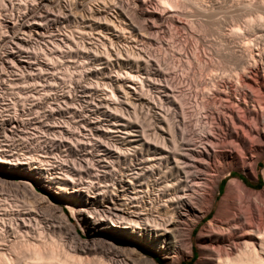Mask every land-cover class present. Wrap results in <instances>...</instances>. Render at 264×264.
I'll return each mask as SVG.
<instances>
[{"label": "bare ground", "instance_id": "obj_1", "mask_svg": "<svg viewBox=\"0 0 264 264\" xmlns=\"http://www.w3.org/2000/svg\"><path fill=\"white\" fill-rule=\"evenodd\" d=\"M4 2L0 171L27 179L0 173V183L22 190L0 194V264H157L115 235L177 264L172 253L180 246L191 257L193 229L225 178L197 234L196 264H258L264 187L228 176L264 179L259 0ZM183 30L192 52L177 35ZM194 69L204 89L182 93ZM236 98L255 113L238 110Z\"/></svg>", "mask_w": 264, "mask_h": 264}, {"label": "rangeland", "instance_id": "obj_2", "mask_svg": "<svg viewBox=\"0 0 264 264\" xmlns=\"http://www.w3.org/2000/svg\"><path fill=\"white\" fill-rule=\"evenodd\" d=\"M184 31V30H183ZM181 31V32H179V33H177V35H179V37L181 36V40L183 39V44L185 43L186 44V48H187V51L189 52H192V50H193V46H194V40L192 39V37H189V36H191V35H189V33L187 32V31ZM182 33H184L185 35H186V37H185V35H182ZM9 46H10V44H8ZM1 51V53H2V50H0ZM185 65H187V62L185 63ZM201 65V66H200ZM200 65H195L194 67H195V69H201V67H202V65H203V63L202 64H200ZM200 67V68H199ZM194 69V71H196V74H193L192 72H190L189 74H187L186 75V78H185V80L186 81H183L185 84H186V86H185V84L184 83H182L183 85V87H181V84L179 85V84H176L177 86H179V87H181L182 89H185V90H183L182 91V93H184L185 91H186V89H187V91H190V92H192V93H194V92H196L199 88H200V90L201 89H204V87H202L201 85L199 86V85H197V81L201 78H199V71L198 70H195ZM197 71H198V73H197ZM189 75V76H188ZM194 76V79L192 78L193 76ZM191 76V77H190ZM197 76H198V78H197ZM190 79V81H188ZM193 79V80H192ZM192 80V81H191ZM194 80H195V82H194ZM188 81V82H187ZM187 82V83H186ZM191 82H193V83H195V85L196 86H194V84L193 83H191ZM189 83H190V85H189ZM193 84V85H192ZM188 85V86H187ZM13 86V88L14 87H16V85H12ZM236 85H235V83H234V85L232 86V89L233 90H235V87ZM11 87V86H10ZM197 87V88H196ZM190 88V89H189ZM181 89V90H182ZM225 88H223L222 90H224ZM199 91V90H198ZM227 92L228 93V91H227V89H225L224 90V92ZM225 92V93H226ZM229 93H231V91L229 92ZM228 93V94H229ZM236 101H237V103H238V105H239V99H237L236 98V100H235V103H236ZM227 103H229V105L231 104L232 106H233V108L234 107H236V105L237 104H235L234 103V101H230V100H228L227 101ZM218 105V104H217ZM238 105H237V108H238V110H239V108H240V110H242V109H244V110H246V111H252L253 112V110H254V108L253 107H251V105H249V106H247L246 108H244V106L243 105H239V107H238ZM70 107H73V106H70ZM11 107H8V108H6V109H9V110H12V108L10 109ZM74 108V107H73ZM237 108L235 109L236 111H237ZM253 108V109H252ZM247 109H251V110H247ZM256 110V109H255ZM254 110V111H255ZM253 113H255V112H253ZM256 113L257 114H259V115H261V113L262 114H264V111H262L261 112V110H259V109H257L256 110ZM25 156H22L21 155V158H24ZM263 167H264V159L263 160H261L260 161V163H259V165H258V167H257V170H258V172L259 173H261V171H262V169H263ZM0 173H1V175H3V178L6 180V181H16V180H26L27 178L24 176V175H21L20 173H18V172H16V173H14V172H10V171H0ZM13 173V174H12ZM260 175V177L262 178V183L260 184V185H258L257 184V181H253L250 177H248V176H246L245 174H243V173H241V172H239V171H236V170H234V171H232L231 172V175L230 176H228V178H238V179H240L241 181H243L244 183H245V185L248 187V188H251V189H254V190H258V189H262L263 187H264V179H263V176H262V174H259ZM257 180H258V177H257ZM222 181H224V184H223V188H222V190H221V192L219 193V189H218V191H217V195H216V198H215V202H214V206H213V208L211 209V211H210V213H208L196 226H195V228L193 229V232H192V255H191V257H185L184 255H183V257L181 258V257H179L178 255H177V252H175V253H172V255L171 256H174V258H178L179 259V261H178V263L177 264H196V262L198 261V259H199V257H200V250H199V248H198V246H197V244H196V237H197V234L201 231V230H203V229H206V225H207V223H208V221H209V219H211L212 217H213V215H214V213H215V211H216V209H217V207H218V203H219V200H220V198H221V196H222V194L224 193V190H225V187H226V182H227V179L225 178V179H223ZM220 184H221V182L219 183V186H220ZM36 189H40V188H36ZM42 190V189H41ZM16 191H19V193L20 192H22V190L20 189V188H16L15 186H13V185H9V184H3V183H0V194H4V195H15V193H16ZM46 194H43V193H40V192H38V193H40V194H42V195H44V196H47L48 198H50V196L52 197V198H50L52 201H54L55 203H57V201H56V199L53 197V195L49 192V191H46V190H43ZM105 203H101V202H99V205H104ZM36 206H39V204H35ZM39 208V207H38ZM65 212H67V214H69V211H68V209L67 208H65ZM50 214V213H49ZM50 215H52V214H50ZM48 217H49V215H48ZM50 218V217H49ZM53 219H55V217H52ZM55 221H56V219H55ZM71 221H73L72 220V218H71ZM77 229H78V231L79 232H81V230H80V228L77 226ZM97 232H100V231H97ZM97 232H95V233H97ZM94 232H89V234H85V235H82V237H84V238H89V237H92V234H93ZM101 235L103 236V237H111V236H113L112 235V233H110V232H108V231H105V232H102L101 233ZM114 237V240H115V242H116V244H118L119 243V245L121 246V247H134L136 250H138L140 253H145V252H147L149 255H148V257H150V258H152L153 260H155L154 259V257H158L161 261H162V263L163 264H166V262H167V264H171L172 263V260H170V259H168V260H165V259H163V258H161L160 256H158V255H155V254H153V253H151L150 251H148V250H143V246H141V245H138V244H136V243H134L133 241H130V240H128L127 238H124V237H122V236H118V235H115V236H113ZM135 244V245H134ZM138 247H139V249H138ZM145 251V252H144ZM146 254V253H145ZM147 255V254H146ZM124 256H127V255H124ZM124 256H122V257H124ZM152 256V257H151ZM156 261V260H155ZM156 263L157 264H159L157 261H156Z\"/></svg>", "mask_w": 264, "mask_h": 264}, {"label": "snow or ice", "instance_id": "obj_3", "mask_svg": "<svg viewBox=\"0 0 264 264\" xmlns=\"http://www.w3.org/2000/svg\"><path fill=\"white\" fill-rule=\"evenodd\" d=\"M33 2L39 3V7L41 9H43V2H41V0H33ZM177 2L179 3V0H177ZM254 3H256V0H252V3H249L247 5H243V6L251 7ZM0 4H2V6L5 10L8 8V4L5 3L4 0H0ZM214 5H215V7H225L224 5L220 4V0H214ZM259 6L264 7V0H259ZM165 7H169V5L165 4ZM261 20H264V16L261 17ZM234 31L239 32V29H234ZM51 74L54 76L55 72H52ZM5 204H7V201H5ZM29 231H31V229H29ZM35 238H36V234H35V232H33L32 237H30V239L35 240ZM11 239H12V234L9 233V236L5 238V248H7L9 246ZM58 239H59V237H58ZM262 239H264V237H262ZM176 252H177V255L179 257H181V258L183 257L184 253H183L180 246L177 247ZM260 257H261V259L258 261V264H264V250H260ZM166 264H167V262H166Z\"/></svg>", "mask_w": 264, "mask_h": 264}, {"label": "trees", "instance_id": "obj_4", "mask_svg": "<svg viewBox=\"0 0 264 264\" xmlns=\"http://www.w3.org/2000/svg\"><path fill=\"white\" fill-rule=\"evenodd\" d=\"M262 183V178L260 177V175L258 176V180H257V184L260 185ZM223 184H224V181H221V184L220 186L218 187L219 189V193L221 192L222 188H223ZM38 192L40 193H43V194H46L43 190L41 189H37ZM50 198H52L50 196ZM117 242V241H116ZM119 244V243H118ZM139 249V247H138ZM145 252V251H144ZM147 255H149L147 252H145ZM152 257V256H151ZM154 259L159 263V264H163L162 261L158 258V257H154Z\"/></svg>", "mask_w": 264, "mask_h": 264}]
</instances>
